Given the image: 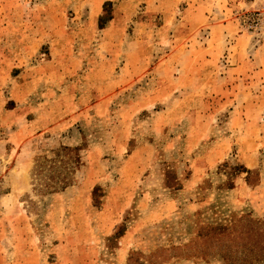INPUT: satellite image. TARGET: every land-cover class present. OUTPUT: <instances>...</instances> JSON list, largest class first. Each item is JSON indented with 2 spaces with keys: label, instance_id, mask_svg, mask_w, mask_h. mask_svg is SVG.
<instances>
[{
  "label": "rangeland",
  "instance_id": "374dc122",
  "mask_svg": "<svg viewBox=\"0 0 264 264\" xmlns=\"http://www.w3.org/2000/svg\"><path fill=\"white\" fill-rule=\"evenodd\" d=\"M257 10L0 0V264H264V50L209 41Z\"/></svg>",
  "mask_w": 264,
  "mask_h": 264
},
{
  "label": "crops",
  "instance_id": "0c3cea01",
  "mask_svg": "<svg viewBox=\"0 0 264 264\" xmlns=\"http://www.w3.org/2000/svg\"><path fill=\"white\" fill-rule=\"evenodd\" d=\"M209 33L211 34V37L209 39L210 43L216 42L220 45V53L218 54L216 50H213L212 55L214 56L212 58L216 59L215 61L218 62L220 56L226 54L228 58L227 61H229L226 65L227 71L232 73V75H234L236 70L238 69L254 70L256 68H260L261 65H263L260 64L257 57H255L258 52L262 53L261 48H249V46L251 47L252 44H257L258 41L259 46L263 47L264 50L263 31L256 33L259 37L256 40L255 37H252L250 33L240 31L236 22L235 24L226 22L222 24L212 25ZM230 37H234L235 41L231 42L229 40Z\"/></svg>",
  "mask_w": 264,
  "mask_h": 264
},
{
  "label": "built area",
  "instance_id": "2783aa9c",
  "mask_svg": "<svg viewBox=\"0 0 264 264\" xmlns=\"http://www.w3.org/2000/svg\"><path fill=\"white\" fill-rule=\"evenodd\" d=\"M264 13V11H260L257 10L255 12H253L251 15L254 17L253 20H251V22H255V23H250V26H254L257 27L258 25V21L261 20V15Z\"/></svg>",
  "mask_w": 264,
  "mask_h": 264
}]
</instances>
